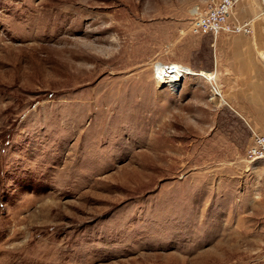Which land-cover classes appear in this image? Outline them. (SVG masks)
Masks as SVG:
<instances>
[{"label": "rangeland", "instance_id": "1", "mask_svg": "<svg viewBox=\"0 0 264 264\" xmlns=\"http://www.w3.org/2000/svg\"><path fill=\"white\" fill-rule=\"evenodd\" d=\"M208 1L0 0V264H264L250 123L153 76Z\"/></svg>", "mask_w": 264, "mask_h": 264}, {"label": "crops", "instance_id": "2", "mask_svg": "<svg viewBox=\"0 0 264 264\" xmlns=\"http://www.w3.org/2000/svg\"><path fill=\"white\" fill-rule=\"evenodd\" d=\"M262 1L235 0L231 20L253 18L260 13ZM252 32L250 36H211L210 63L190 68L193 73L181 89L188 87V96L209 101L205 97L215 85L225 107L245 118L251 130L264 133V68L259 59V50L264 47V24L256 22ZM198 72H210L214 76L209 79Z\"/></svg>", "mask_w": 264, "mask_h": 264}, {"label": "built area", "instance_id": "3", "mask_svg": "<svg viewBox=\"0 0 264 264\" xmlns=\"http://www.w3.org/2000/svg\"><path fill=\"white\" fill-rule=\"evenodd\" d=\"M235 0H209L205 8H196L191 21V31L196 34H209L213 38L223 33H251L252 21L234 22L231 20ZM259 59L264 68V47L259 50ZM193 72L190 68L176 62L156 61L153 63V76L157 85L178 91L185 79ZM199 75L203 76L201 72ZM177 88V89H176ZM214 95H219L216 86H212ZM249 162L264 161V133L251 131V140L246 150Z\"/></svg>", "mask_w": 264, "mask_h": 264}, {"label": "bare ground", "instance_id": "4", "mask_svg": "<svg viewBox=\"0 0 264 264\" xmlns=\"http://www.w3.org/2000/svg\"><path fill=\"white\" fill-rule=\"evenodd\" d=\"M263 2H264V0H263ZM202 74H204V73H202ZM204 76L210 79V78H213L214 75L209 72V73H205ZM159 86H161V85H159Z\"/></svg>", "mask_w": 264, "mask_h": 264}]
</instances>
